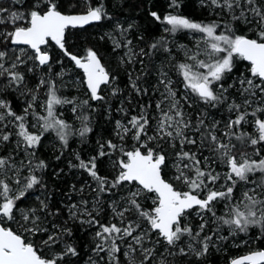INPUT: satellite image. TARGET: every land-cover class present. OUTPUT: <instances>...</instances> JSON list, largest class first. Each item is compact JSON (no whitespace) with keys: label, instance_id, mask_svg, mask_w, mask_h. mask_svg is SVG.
Segmentation results:
<instances>
[{"label":"snow or ice","instance_id":"1","mask_svg":"<svg viewBox=\"0 0 264 264\" xmlns=\"http://www.w3.org/2000/svg\"><path fill=\"white\" fill-rule=\"evenodd\" d=\"M11 3L18 7H5L0 2V144L15 135L16 149L29 158L15 161L11 155L0 156V264H66L67 258L78 256V252L66 242L71 229L48 220L49 216L59 215V210L49 212L48 204L39 196L38 207L21 208L18 202L30 194V189L42 184L36 172L47 165L39 160L33 166L32 157L45 133L53 132L63 146L68 144L71 125L58 114L57 106L72 104L75 113L78 107L88 105L87 100L77 105L75 99L59 95V81L65 69L53 72V63L63 65L62 59H54L53 45L82 70V83L90 100L104 101L102 86H110L116 80L97 50L89 47L80 55L70 51L69 44L74 35L72 29L100 22L107 13L99 0L95 5L92 0ZM201 4L211 7L220 19L207 23L192 20L177 11L181 0H168L167 13L150 12L154 20L165 25L164 33L175 36L187 30L194 34V47L179 45L184 60L172 65L182 78L184 95L178 96L176 84L161 66L154 89L160 95L155 115L148 111L151 103L140 105V111L127 123L116 121L119 144L108 140L99 144L97 156L87 162L80 160L79 167L96 183L92 189L96 195L91 209L89 202L82 200L68 211L70 219L97 228L92 249L97 259L90 257L88 264H100L104 260L101 253L108 257L106 264H121L118 254L122 244L126 245L123 255L128 264H135L132 254L138 249L143 256L141 264H151L157 255V264H168L169 256L192 255L199 260L209 253L210 247L228 238L220 235L225 226L232 237L258 228L261 236L257 238H264V0H201ZM238 23L246 25L252 35L238 34L234 26ZM132 27L117 25L121 36ZM169 43L166 36H161L149 45L148 52L143 48L135 52L131 39L121 42L113 38L115 48L128 49L120 58L121 64L139 62L142 68L144 61H137V56H151L159 49L171 56ZM239 64L244 65L243 71ZM234 71L239 73L235 78L231 76ZM37 72L41 73L37 83L28 87L29 74ZM139 79H132L129 74L134 92L148 95L149 89L140 87ZM226 79L232 80L227 87ZM232 88L237 89L239 102L230 96ZM9 90L29 97L22 113L14 111L12 102L3 98ZM118 91L112 87L113 96ZM193 99L211 108L226 103L234 118L230 116L221 129L219 121L208 122L207 113L201 111L194 123L185 111ZM30 116L35 123H29ZM81 119L87 121L88 117ZM245 124L254 132L236 131ZM9 126L14 132L2 130ZM90 131L85 124L79 135L84 137ZM249 146L255 158L247 152ZM114 153H119L112 161L116 174L109 179L99 174L97 160L111 158ZM221 164L227 169L223 174L217 171ZM21 169H27L28 175L22 176ZM257 174L258 178L253 179ZM13 184L21 185L20 189L14 190ZM241 185L244 187L237 197ZM125 188L119 201L109 205L117 222L102 223L97 218L102 194ZM148 200L150 205L142 203ZM217 205L223 207L224 214L217 215ZM133 214L135 218H130ZM193 214L200 221L195 227L189 221ZM146 240L154 246L144 247ZM161 245L166 255L159 253L157 246ZM228 264H264V249L232 258Z\"/></svg>","mask_w":264,"mask_h":264},{"label":"rangeland","instance_id":"2","mask_svg":"<svg viewBox=\"0 0 264 264\" xmlns=\"http://www.w3.org/2000/svg\"><path fill=\"white\" fill-rule=\"evenodd\" d=\"M102 0H99V3L102 4ZM106 1V2H105ZM104 1V6L107 8V1ZM131 2L133 0H127L126 4L124 5L121 13V19L117 20V18H113L112 13L108 14L105 21L112 22L113 26L110 27L112 29L113 35H111L105 27L108 25L102 26V31L91 29L90 30V40H87L81 45L80 48L75 47L76 54L83 55L84 50L86 48H94L97 50L98 54L102 57V63H104L106 69H108L113 75L116 76V80L110 86H102L103 91L102 95L105 97L104 101H92L89 99V94L87 93L86 87L83 85V73L76 69L75 65L68 60L66 57H63L62 54L55 48L53 45L52 51L54 53V59H62L63 65L59 63H53V65H57V68L54 72H60L61 68L65 69V75L63 76L62 80L59 81L60 83V92L59 95L66 97L68 99H75L77 105H81L83 101L87 100L88 105L81 106L77 108V111L74 113L72 108L74 105L72 104H63L57 106V112L61 115L69 125H71L72 134L68 138L67 146H63L62 142L56 137L55 133L49 132L45 133L44 138L42 139L41 145L35 150V156L32 157L33 166L39 161L43 160L47 167L44 169H40L36 172V174L41 178L42 184L36 186L33 189L29 190V193L26 198L19 201V205L21 208H28V207H38L39 201L36 199L39 196L41 199H44L45 202L48 204V211L49 212H56L59 210V215L56 216H49L48 220L52 221L61 227H67L69 229L73 228V224H77L81 228H85L84 237L82 238V250L78 252V256H69L67 258L66 264H88L89 258L91 257L93 260L97 259L96 254L92 251L94 248V233L97 230L96 226L86 227L87 223H80L79 220H72L69 218V207L73 204L79 205L82 200H87L88 208L91 209L93 207V201L95 199V193L92 191L93 188L96 187L95 181L88 175V173L79 167L80 160L87 162L91 157L97 156L99 152V144H102L108 140H112L113 143L119 144L120 141L116 136V121H121L122 123H127V121L131 118L132 115H136L140 111V105H147L149 103L152 104V108L148 109L153 115H155V103L160 99V95L158 92H155L154 89L157 85L158 76H159V69L161 66H164L166 70H168L170 77L172 78L173 82L176 84V90L178 96L184 95V88L181 83L182 78L178 76V74L172 68V65L176 62H182L184 60L183 51L179 48V45H186L189 48H193L195 45L194 34L188 32L187 30H183L177 32L175 36L169 35L164 33L163 29L165 27L164 24L157 22L150 16L151 10H149V17L151 20V26L155 24V29L149 30V39H145L144 36L141 34L138 35L137 41L132 39V34L128 33L133 28L128 29L125 36H121L120 30L117 28L119 21L125 29L128 28V25H133L136 18L134 16V11L126 17L125 12L133 10L131 7ZM4 4L5 7L15 8L18 7L17 5H13L11 0H0ZM164 2V8H160L158 4V8H160L157 12L167 13L170 11L168 8V0H161ZM94 3H97V0ZM162 5V3H161ZM195 5L197 12L196 15H188L181 11L182 15L187 16L188 18L201 21V22H209L211 20H218L220 17L216 14V12L207 6H203L201 4V0H195ZM157 7V6H156ZM181 8V7H180ZM179 8V9H180ZM157 9V8H156ZM179 9L177 10L178 12ZM106 11V10H105ZM109 9L107 8L108 12ZM131 12V11H130ZM109 13V12H108ZM136 15V13H135ZM117 17L118 15L115 14ZM116 22V24H115ZM157 22V23H156ZM97 24V23H95ZM90 26L93 28V25ZM238 29V34H247L251 36L252 34L248 32L247 26L243 23H238L234 25ZM152 28V27H151ZM101 30V28H100ZM135 30V28H134ZM72 31V30H71ZM198 35V34H196ZM161 36H166L169 40V47L171 48V56L169 53L165 52L163 49L153 51L151 56L145 57H136V60H143L144 66L141 67L139 62L135 64H128L127 62L121 64L120 58L125 56V53L128 51L125 47L115 48L113 44V38L119 40L121 42L125 41L126 39H131L133 44L131 45L133 51L139 52V49L143 48L145 52L149 51V45L152 44L155 40L159 39ZM103 37V39L101 38ZM143 37V39H140ZM86 38V36L84 37ZM97 38V41L93 40ZM107 44L108 50L104 49L100 42ZM71 41L69 40V43ZM78 43H76L77 45ZM107 51V52H106ZM172 57L175 59L173 60ZM238 67L241 71H243L244 65L239 64ZM41 73L37 72L36 74H29L28 76V87H34L37 83L39 76ZM121 74V75H120ZM129 74H131L132 79H136L137 83L142 88H148L149 94L148 95H137L131 87L129 82ZM238 72H233L231 76L235 78L238 76ZM228 83H232L231 79H226L225 86L227 87ZM112 87H116L119 89L115 96L112 95ZM230 96L233 98H237V102H239L238 93L236 88L229 89ZM41 100L44 96V90H41ZM3 98L14 100L17 104L19 109L23 111V108L26 106V101L29 99L27 96H21L18 91H11L9 90ZM40 109L38 108L37 111ZM185 111L188 116H190L195 123L197 116L204 111L207 113V120L208 122L215 120L220 122V127L223 129L224 125L226 124L228 118L231 116L234 118V113H229L227 110V104L218 105L216 108L206 107L204 104L196 101L195 99L192 100V106L187 107L185 106ZM87 116V121H82L81 117ZM29 123H35L33 117H29ZM87 125L91 128V131L88 132L84 137L79 135V130L84 126ZM97 126V127H96ZM4 131H13L14 129L9 126L7 129H2ZM35 130V129H32ZM239 133L240 131L244 132H254V129L250 127L249 124H245L243 129H236ZM16 137L10 139L9 142L0 144V156H12L15 161H27L29 157L25 155V153L21 150L16 149ZM128 139V138H126ZM129 143L130 140H129ZM260 148V145H257ZM107 151V149H105ZM247 152L250 153L248 150ZM264 155V149L261 152ZM119 153H114L111 158L109 157H100L97 160V167L99 170V174L101 176L108 177L112 179L115 176V171L113 170L112 161L116 159ZM207 155V153H205ZM57 157H59L57 159ZM79 157V159H77ZM253 158H255L253 154ZM59 161V162H58ZM58 162V163H57ZM62 162H64L62 166ZM53 167H50V164ZM226 166L221 164L217 171L221 172L222 174L226 172ZM64 171V173H62ZM21 175L27 176L28 171L27 169H21ZM171 175V172L169 173ZM68 178L67 182L61 184L58 183L56 186L55 184H50L51 179L56 178ZM254 179V177H253ZM68 183V184H67ZM66 186V187H65ZM21 185L13 184L14 190L20 189ZM65 187V188H63ZM131 187V186H126ZM243 185L239 187L236 191L237 197L240 196L241 191L243 190ZM83 188V191L80 189ZM125 189H116L113 190V193H105L102 194L101 200L102 204L99 209L98 219L102 223L106 222H117L116 219L113 217V213L111 208L109 207L112 201H119L120 196L123 195L126 191ZM59 198H56L59 194ZM56 198V204L51 202V199ZM146 206L151 204V200L142 201ZM217 215L224 214V209L222 206L217 205L216 208ZM94 215L96 213H93ZM130 218H135L134 214ZM86 219V217H85ZM189 221L193 225V227L199 224V217L193 214L189 217ZM47 223V221H46ZM8 225L16 228L12 222H8ZM146 227V225H145ZM214 227V225H212ZM224 231L227 232L226 236L229 238L231 237V243L233 245H241L245 250L243 253H247L253 250H259L260 248L256 246L257 237L261 236L260 230L257 229H250L247 234H238L236 237H232L228 235L227 228L225 226L224 229L221 230L220 235L225 236ZM249 233H252L249 234ZM154 239V238H153ZM259 239V238H258ZM262 239V238H260ZM264 240V238H263ZM243 241H247V243H243ZM75 240H68L67 243L74 245ZM130 242V241H129ZM185 242H187V237L185 238ZM154 246L153 242L150 240H146L144 247L152 248ZM181 246H184L183 244ZM60 247H63L61 245ZM74 247H76L74 245ZM122 252L118 254L121 264H128V258L123 255L124 251H127L126 245L122 244ZM159 253L164 252L163 245L157 246ZM77 249V247H76ZM59 250V249H57ZM78 251V250H77ZM211 248L209 250V256L211 255ZM218 254V252H217ZM100 255L104 256V260L100 261V264H106L108 257L105 253H101ZM132 256L135 259V264H141L143 260V256L138 249L137 252L133 253ZM189 257V256H187ZM187 257H168V264H173L177 260H181L182 258L187 259ZM233 257L227 260V264ZM160 259V256L157 255L156 259L151 260V264H157V261ZM197 260V259H195ZM194 261H190L192 263ZM144 264H148L147 261Z\"/></svg>","mask_w":264,"mask_h":264},{"label":"trees","instance_id":"3","mask_svg":"<svg viewBox=\"0 0 264 264\" xmlns=\"http://www.w3.org/2000/svg\"><path fill=\"white\" fill-rule=\"evenodd\" d=\"M94 1V0H92ZM104 1L105 0H102V4L104 6ZM96 2V0H95ZM106 2V1H105ZM127 0H108L107 1V8L109 9V13H107V16L108 14H111L113 15V18H117V20H120L121 19V13L122 12V9L124 7V5L126 4ZM125 3V4H124ZM131 7L133 8V10H130V11H127L125 12V15L126 17H129V15H131V13H133L134 11V16L136 18L134 24L132 25L133 27V30H130L128 33H131L132 34V39L134 41H137V37L138 35H142L144 36L145 39H149L150 37L149 36V30L155 29V24L153 26H151V20H150V17H149V10L153 11V10H159L160 8H164L165 4L164 2H161V0H133V2H131ZM162 3V5H161ZM96 3H94L95 5ZM158 4H159V7L158 8ZM157 6V7H156ZM106 5L104 6V9L107 11V8H105ZM181 8L179 9V13L181 14V11L188 14V15H196L195 12H197V9H196V5H195V0H181ZM157 8V9H156ZM160 9V10H161ZM136 13V15H135ZM115 14H117L118 16L116 17ZM107 18V17H106ZM157 23V22H156ZM116 24V22H115ZM121 22L119 21L118 25H120ZM104 25H108V27H105L104 28ZM102 26L105 30H107L111 35H113L112 33V29L110 27L113 26L112 22H107L105 21V19L101 20L100 22H98L97 24L93 25V28L88 25L86 27H84L83 29H72V33H74V35L71 36L70 38V51H72L73 53H76V49L75 47L77 48H80L81 45L87 40H90V30L91 29H97L99 30V32L102 31ZM152 27V28H151ZM101 28V30H100ZM135 28V30H134ZM89 33V35H88ZM87 35L89 37H87ZM86 36V38H84ZM93 40L97 41V38H94ZM76 43H78L76 45ZM100 45L108 50V47H107V44H105V42L103 43L100 42ZM107 52V51H106ZM57 68V65H53V72L56 70ZM121 75V74H120ZM10 100V99H8ZM12 102V107H13V110L16 111L18 114L22 113V110L19 109L20 107L17 106L16 102L14 100H10ZM97 127V126H96ZM235 143V141H233ZM258 147V146H256ZM247 150L250 152V153H253V149L251 146H249L247 148ZM59 162V161H58ZM57 162V163H58ZM64 162H62V166H63ZM50 167H53V165H51V163L49 164ZM62 173H64V171H62ZM259 176V174H257L256 177H254V179H257ZM67 179L66 176L63 177V178H56V179H51L50 181V184H55V186L58 184V183H65L67 182ZM68 184V183H67ZM66 187V186H65ZM63 187V188H65ZM35 188V187H34ZM57 195L56 198H59L60 195H62V193H59V194H55ZM56 198H52L51 199V202L56 204V201L57 199ZM73 228H72V231H71V236H68L66 237V242L68 240H75V246L77 247V252H80V250H82V238L84 237V233H85V228H81L80 226H78L77 224H73L72 225ZM86 227H92V226H89L88 224L86 225ZM225 236L227 234L226 231H224ZM252 235V233H249ZM231 237L227 238L226 240H221V241H218L216 243L215 246L213 247H210L212 252H211V255L209 256V253L200 258L199 260H195L196 258L192 255H189V257H187V259L185 258H182L181 260H177L176 262H173V264H227V260L231 257H234L236 255H242L244 254L243 251L245 250L241 245H233L231 243ZM73 245V246H74ZM256 246L259 247V248H264V240L263 238L262 239H258L256 240ZM218 252V254H217ZM190 261H194L192 263H190Z\"/></svg>","mask_w":264,"mask_h":264},{"label":"flooded vegetation","instance_id":"4","mask_svg":"<svg viewBox=\"0 0 264 264\" xmlns=\"http://www.w3.org/2000/svg\"><path fill=\"white\" fill-rule=\"evenodd\" d=\"M58 50V49H57ZM59 51V50H58ZM76 69H78V68H76ZM78 70H80V69H78ZM81 71V70H80ZM82 72V71H81ZM260 249H264V248H260ZM259 249V250H260ZM254 251V250H253ZM247 253H249V252H247ZM244 254H246V253H244ZM243 255V254H242ZM238 256H240V254L239 255H236V256H234L233 258H235V257H238Z\"/></svg>","mask_w":264,"mask_h":264},{"label":"water","instance_id":"5","mask_svg":"<svg viewBox=\"0 0 264 264\" xmlns=\"http://www.w3.org/2000/svg\"><path fill=\"white\" fill-rule=\"evenodd\" d=\"M95 23H98V22H93L92 24H95ZM91 25V24H90ZM86 26H88V25H85L84 27H86ZM81 70V69H80ZM82 71V70H81ZM83 73V72H82ZM246 254H248V253H246ZM246 254H243V255H246ZM243 255H240V256H243ZM240 256H238V257H240Z\"/></svg>","mask_w":264,"mask_h":264}]
</instances>
